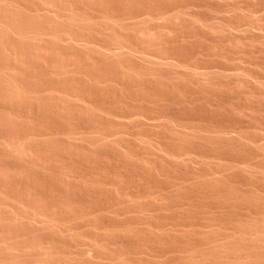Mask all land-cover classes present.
I'll use <instances>...</instances> for the list:
<instances>
[{"label": "rangeland", "instance_id": "374dc122", "mask_svg": "<svg viewBox=\"0 0 264 264\" xmlns=\"http://www.w3.org/2000/svg\"><path fill=\"white\" fill-rule=\"evenodd\" d=\"M0 264H264V0H0Z\"/></svg>", "mask_w": 264, "mask_h": 264}]
</instances>
